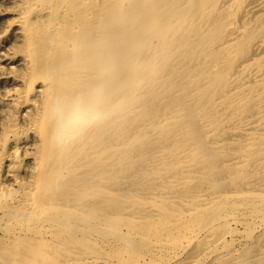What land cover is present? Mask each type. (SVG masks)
I'll return each instance as SVG.
<instances>
[{"label":"bare ground","instance_id":"obj_1","mask_svg":"<svg viewBox=\"0 0 264 264\" xmlns=\"http://www.w3.org/2000/svg\"><path fill=\"white\" fill-rule=\"evenodd\" d=\"M0 264H264V0H1Z\"/></svg>","mask_w":264,"mask_h":264},{"label":"rangeland","instance_id":"obj_2","mask_svg":"<svg viewBox=\"0 0 264 264\" xmlns=\"http://www.w3.org/2000/svg\"><path fill=\"white\" fill-rule=\"evenodd\" d=\"M6 4H4L1 0H0V8H5L6 6H5Z\"/></svg>","mask_w":264,"mask_h":264}]
</instances>
